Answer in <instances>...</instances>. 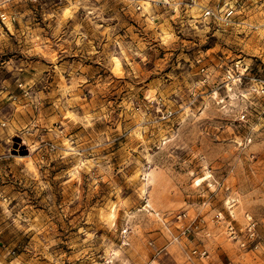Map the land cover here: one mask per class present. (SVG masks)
Masks as SVG:
<instances>
[{
	"label": "rangeland",
	"instance_id": "obj_1",
	"mask_svg": "<svg viewBox=\"0 0 264 264\" xmlns=\"http://www.w3.org/2000/svg\"><path fill=\"white\" fill-rule=\"evenodd\" d=\"M229 7L0 0V264H264L227 234L264 240V0Z\"/></svg>",
	"mask_w": 264,
	"mask_h": 264
},
{
	"label": "built area",
	"instance_id": "obj_2",
	"mask_svg": "<svg viewBox=\"0 0 264 264\" xmlns=\"http://www.w3.org/2000/svg\"><path fill=\"white\" fill-rule=\"evenodd\" d=\"M222 5L226 8L224 18L226 20H230V17L233 14L231 7L228 8L231 0H220ZM203 18H217L216 12L212 9L207 8L203 11ZM0 21L4 26H10L14 21L12 16H8L5 13L0 14ZM158 216V214H156ZM181 216L178 217V220ZM245 224L240 232L243 234V239L239 240L238 233L232 225L227 226V234L228 237L232 241H236L238 243L239 249L242 251H250L256 252L258 250L264 249V240H262L257 231V223L254 218L250 214H245L244 216ZM194 221L190 222L185 228L182 230V235L189 234L190 231L193 230ZM123 237L126 236L127 230L122 231ZM198 259L201 263L208 259V252L204 248L201 250H192L190 253H187V259L193 262V259Z\"/></svg>",
	"mask_w": 264,
	"mask_h": 264
}]
</instances>
